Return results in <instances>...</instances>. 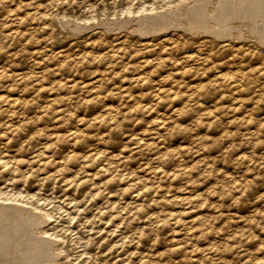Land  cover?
Returning <instances> with one entry per match:
<instances>
[{
	"label": "rangeland",
	"instance_id": "rangeland-1",
	"mask_svg": "<svg viewBox=\"0 0 264 264\" xmlns=\"http://www.w3.org/2000/svg\"><path fill=\"white\" fill-rule=\"evenodd\" d=\"M198 1L0 0V264H264V0Z\"/></svg>",
	"mask_w": 264,
	"mask_h": 264
},
{
	"label": "bare ground",
	"instance_id": "bare-ground-1",
	"mask_svg": "<svg viewBox=\"0 0 264 264\" xmlns=\"http://www.w3.org/2000/svg\"><path fill=\"white\" fill-rule=\"evenodd\" d=\"M195 1V0H194ZM199 1H203V0H199ZM198 1V2H199ZM227 1V0H226ZM255 1V0H254ZM193 2V1H192ZM192 2H189V3H192ZM197 2V1H196ZM205 2H207V0L205 1ZM218 2V1H217ZM208 3V2H207ZM219 3H222L221 1L219 2ZM257 3V2H256ZM181 4H183V2L181 3ZM199 4V3H198ZM261 4V3H260ZM183 5H185V3L183 4ZM195 5V4H194ZM201 5H203V4H201ZM200 5V6H201ZM208 5V4H207ZM223 5V4H222ZM187 6V5H186ZM176 7V6H175ZM185 7V6H184ZM188 7H189V5H188ZM191 7V6H190ZM197 7V6H196ZM203 7V6H202ZM211 7V6H210ZM214 7V6H213ZM221 7V6H220ZM263 7V6H262ZM198 8V7H197ZM171 9V8H170ZM178 9V8H177ZM196 9V8H195ZM200 9V8H199ZM202 9V8H201ZM213 9V8H212ZM258 9V8H257ZM179 11V10H178ZM170 12V11H169ZM197 13V12H196ZM208 13V12H207ZM223 13V12H222ZM210 14V13H209ZM175 15H177V14H175ZM181 15V14H180ZM216 15V14H215ZM135 16V15H134ZM159 16V15H158ZM165 16V15H164ZM170 16V15H169ZM187 16V15H186ZM222 16V15H221ZM224 16V15H223ZM129 17V16H128ZM140 18V17H139ZM166 18H168V17H166ZM224 18V17H223ZM141 19V18H140ZM145 19V18H144ZM172 19V18H171ZM180 19V18H179ZM222 19V18H221ZM255 19V18H254ZM129 20V19H128ZM151 20V19H150ZM148 21V20H147ZM169 21V20H168ZM240 21V20H239ZM124 22V21H123ZM195 22V21H194ZM218 22V21H217ZM216 22V23H217ZM102 23V22H101ZM188 23V22H187ZM221 23V22H220ZM146 24V23H145ZM189 24V23H188ZM196 24V23H195ZM207 24V23H206ZM260 24V23H259ZM142 25V24H141ZM155 25V24H154ZM216 25V24H215ZM243 25V24H242ZM166 26V25H165ZM256 26V25H255ZM195 27V26H194ZM213 27V26H212ZM226 27V26H225ZM259 27V26H258ZM262 27V26H261ZM261 27H259V28H261ZM141 28V27H140ZM167 28V27H166ZM165 28V29H166ZM251 28V27H250ZM146 29V28H145ZM192 29V28H191ZM161 30V29H160ZM220 30V29H219ZM157 31V30H156ZM261 31V30H260ZM223 32V31H222ZM234 32V31H233ZM240 32V31H239ZM211 33V32H210ZM255 33V32H254ZM224 34V33H223ZM260 34H261V32H260ZM144 35V34H143ZM222 35V34H221ZM259 35V34H258ZM261 37H264V36H261ZM264 40V39H263ZM262 40V41H263ZM259 41V40H258ZM4 203V202H3ZM11 204H13V203H11ZM13 207V206H12ZM18 207V206H17ZM11 208V207H10ZM31 208V207H30ZM5 210H6V208H5ZM27 211V210H26ZM28 213V212H27ZM3 214V213H2ZM29 214V213H28ZM23 215V214H22ZM36 215V214H35ZM27 217V216H26ZM35 218V217H34ZM37 219V218H36ZM44 220V219H43ZM23 227H25V226H23ZM22 227V228H23ZM27 229V228H26ZM15 230V229H14ZM33 232V231H32ZM42 232V231H41ZM23 234V233H22ZM33 234V233H32ZM41 234V233H40ZM38 235V234H37ZM26 236V235H25ZM31 236V235H30ZM42 236V235H41ZM21 237V236H20ZM42 238V237H41ZM5 240V239H4ZM55 241V240H54ZM41 242V241H40ZM42 242H44V241H42ZM47 242V241H46ZM21 244V243H20ZM52 244V243H51ZM18 247V246H17ZM49 247V246H48ZM47 247V248H48ZM51 250V249H50ZM39 252V251H38ZM55 252V251H54ZM58 253V252H57ZM47 254V253H46ZM46 254H45V256H46ZM48 256V255H47ZM54 256V255H53ZM52 255L50 256V257H53ZM56 257V256H55ZM40 258V257H39ZM50 259V258H49ZM55 259V258H54ZM27 260V259H26ZM35 260V259H34ZM38 260V259H37ZM10 261V260H9ZM42 261H43V259H42ZM29 264V263H28ZM39 264V263H38ZM42 264V263H41ZM50 264V263H49Z\"/></svg>",
	"mask_w": 264,
	"mask_h": 264
}]
</instances>
